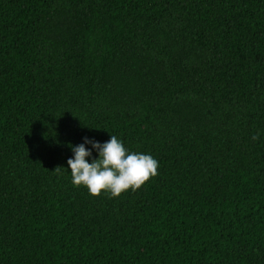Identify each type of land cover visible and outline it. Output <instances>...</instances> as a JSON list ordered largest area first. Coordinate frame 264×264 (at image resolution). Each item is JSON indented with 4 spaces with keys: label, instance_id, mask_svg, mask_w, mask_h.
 I'll list each match as a JSON object with an SVG mask.
<instances>
[{
    "label": "trees",
    "instance_id": "trees-1",
    "mask_svg": "<svg viewBox=\"0 0 264 264\" xmlns=\"http://www.w3.org/2000/svg\"><path fill=\"white\" fill-rule=\"evenodd\" d=\"M110 135L158 175L93 198ZM0 264H264V0H0Z\"/></svg>",
    "mask_w": 264,
    "mask_h": 264
},
{
    "label": "clouds",
    "instance_id": "clouds-1",
    "mask_svg": "<svg viewBox=\"0 0 264 264\" xmlns=\"http://www.w3.org/2000/svg\"><path fill=\"white\" fill-rule=\"evenodd\" d=\"M259 134L251 139L256 141ZM91 144L92 149L98 152V158L91 163L87 157L91 151L85 148ZM73 157L67 160L68 170L57 167L54 172L61 169L70 172L73 187H84L88 194L95 198L106 193L108 198H118L129 190L135 192L151 178L158 175V161L149 154L129 152L115 135L100 144L85 138L83 144L71 148Z\"/></svg>",
    "mask_w": 264,
    "mask_h": 264
}]
</instances>
